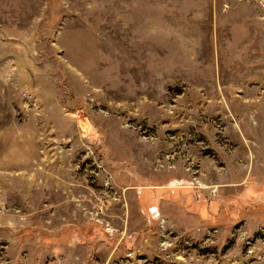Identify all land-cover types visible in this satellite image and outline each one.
Segmentation results:
<instances>
[{
  "label": "rangeland",
  "instance_id": "1",
  "mask_svg": "<svg viewBox=\"0 0 264 264\" xmlns=\"http://www.w3.org/2000/svg\"><path fill=\"white\" fill-rule=\"evenodd\" d=\"M101 260L264 264V0H0V264Z\"/></svg>",
  "mask_w": 264,
  "mask_h": 264
},
{
  "label": "crops",
  "instance_id": "2",
  "mask_svg": "<svg viewBox=\"0 0 264 264\" xmlns=\"http://www.w3.org/2000/svg\"><path fill=\"white\" fill-rule=\"evenodd\" d=\"M152 190L155 191L153 193V196H150L147 205L142 200H140L138 196L137 207L143 209L142 211H144L145 213L147 212L150 214L151 211H155V207L158 203L159 205L157 208H159L163 215H165V217L174 225H182V219H184V216L190 221L195 220V222L197 223L199 221H207L208 217H210V213L206 208L201 206L202 208L198 209V206H200L201 203H199L197 198L192 196L191 193L189 194L188 192H184L185 190L172 192L169 189H164L161 187H157L156 189ZM156 190L162 192L159 193ZM175 214L178 216H176ZM132 246H135L136 248L137 245L133 243ZM137 248L140 249V247L138 246ZM121 252L122 255L119 253L118 254L121 255L123 259L125 251ZM112 253L113 251L110 255H113ZM102 262L103 261L101 260L95 264H101Z\"/></svg>",
  "mask_w": 264,
  "mask_h": 264
},
{
  "label": "built area",
  "instance_id": "3",
  "mask_svg": "<svg viewBox=\"0 0 264 264\" xmlns=\"http://www.w3.org/2000/svg\"><path fill=\"white\" fill-rule=\"evenodd\" d=\"M139 255H140V249L137 247L134 249H131V250H127L124 254L123 260H121L120 262H122V261L127 262L129 260L134 259V258L137 259ZM47 264H54V263L49 262ZM101 264H118V262H116V261H111V262L105 261V262H102Z\"/></svg>",
  "mask_w": 264,
  "mask_h": 264
}]
</instances>
